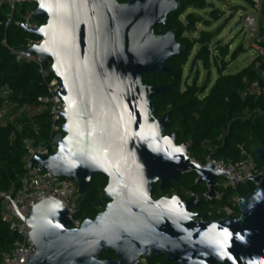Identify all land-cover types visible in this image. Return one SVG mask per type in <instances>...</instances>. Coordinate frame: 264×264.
<instances>
[{
    "label": "water",
    "instance_id": "water-1",
    "mask_svg": "<svg viewBox=\"0 0 264 264\" xmlns=\"http://www.w3.org/2000/svg\"><path fill=\"white\" fill-rule=\"evenodd\" d=\"M178 9V0H37L31 18L44 24L19 25L40 41L27 50L51 63L66 105L58 112L64 138L57 151L35 153L30 163L82 195L95 175L108 180L104 211L78 229L53 198L33 207L26 224L36 254L28 264H147L156 256L172 264H264V146L255 149L261 175L245 179L256 189L239 199L238 218L206 221L195 213L201 202L194 196L152 197L153 185L162 192L195 173L212 199L217 179L230 177L192 162L176 131L166 133L168 114L154 116L153 99L171 85L156 87L144 77L172 76L167 63L183 56L175 31L156 33ZM104 252L116 258L102 259Z\"/></svg>",
    "mask_w": 264,
    "mask_h": 264
},
{
    "label": "trees",
    "instance_id": "trees-1",
    "mask_svg": "<svg viewBox=\"0 0 264 264\" xmlns=\"http://www.w3.org/2000/svg\"><path fill=\"white\" fill-rule=\"evenodd\" d=\"M129 0H120L121 3ZM250 3V0H246ZM179 9L169 16L165 26L156 29L157 34H165L175 31L176 40L184 47L182 57L171 59L167 65L172 71V76L154 74L144 77L145 83L156 87L170 84L171 88L162 96L153 99L155 104V118H163L168 114L171 127L166 133L176 131V143L178 145L189 144V153L192 158L204 161L206 155L213 159H239V147L245 145L255 156V149L264 146V116L253 115L248 117V112L255 108L263 107L261 98H248L242 100L237 92L247 84L259 80V71L255 69L258 58L248 67L235 75H224L227 64L220 61L219 57L213 58L210 50L211 41L217 36L214 32H202L199 38L192 43L185 34L195 31L198 24L211 26V20H205L189 10H205L208 8L205 0H178ZM219 10H212L209 16L214 21H219ZM6 9H0V91L8 88L12 92V100L21 106H28L37 111L42 107V100L48 96L47 81L39 72V66L33 62L18 63L10 54L8 48L2 44L5 40L8 47L13 50L27 49L28 44L36 41V38L21 30L18 26L5 27ZM185 15L184 22L182 17ZM44 24V22L42 23ZM264 33V26H263ZM200 46L194 56L193 62L200 63L207 71H210L212 62L218 68V78L213 87L208 91L210 79L198 86L197 78L182 88L184 68L191 57L194 47ZM217 51L224 59L229 55L228 47L218 46ZM241 46L231 56L235 61L242 53ZM220 62H222L220 64ZM264 69V61L262 62ZM34 123H24L19 129L20 121L15 124L0 125V193H7L17 189L25 174L23 157L26 153L25 141L35 136L34 127L38 128L41 140L47 138L50 133L49 114L42 111L34 115ZM25 124V125H24ZM223 134V142L217 138ZM214 145L219 148L214 153L208 149ZM260 170L262 167L259 166ZM197 176L189 173L182 176L178 183L172 184L169 190L160 191L159 185H153L152 197L156 200L163 197L176 196L189 199L190 194L199 196L201 206L197 210L205 216L206 221L220 220L224 216L209 215L206 212V203L212 205L218 203L227 205L230 197L243 198L256 189L252 183L238 186L235 190H223L220 201H206L202 195L206 192L195 184ZM108 180L100 175H95L88 187V191L82 196L76 218L81 222L94 219L104 211L108 201L105 198L104 189ZM237 212L238 207L236 208ZM16 237L11 232L9 225L3 220L2 204L0 202V254L9 251ZM102 259H115L114 252H104ZM147 264H172L166 256L152 257Z\"/></svg>",
    "mask_w": 264,
    "mask_h": 264
},
{
    "label": "built area",
    "instance_id": "built-area-1",
    "mask_svg": "<svg viewBox=\"0 0 264 264\" xmlns=\"http://www.w3.org/2000/svg\"><path fill=\"white\" fill-rule=\"evenodd\" d=\"M250 3L258 17L256 20L254 15H247L244 18V22L251 28V48L256 53V59H259L255 64V69L259 71V80L247 84L237 94L242 100H247L250 97L255 99L261 98L263 100V107L255 108L246 113L248 117L253 115L264 116V69H262V62L264 61V0H250ZM3 7L6 9L5 27L11 25L19 27L22 23L26 27L39 29L43 25L31 18L33 11L37 8V0H0V9ZM2 44L8 48L10 54L16 58L18 63H36L39 66L40 74L47 81L48 89V96L42 100V107L37 111L31 110L28 106L16 104L12 100V92L8 88H3L0 91V125L15 124L17 121H20L19 129H21L23 122L31 124L35 122L34 115L42 111H47L49 114V136L41 140L39 129L34 127L35 136L29 137L25 141L26 153L22 160L25 174L20 181L19 187L7 193H0L3 220L9 225L11 232L16 237L12 248L0 254V264H28L27 260L36 254V247L29 237L31 229L26 224L27 219L31 217L33 207L46 199L53 198L63 203L67 210L71 212L72 228L78 229L82 222L76 218V215L78 204L83 195L79 193L78 187L69 180L56 177L47 169L40 170L38 164L30 163L35 153L41 157L54 154L57 151V144L64 138V133L61 129L64 120L59 116L58 112H63L66 105L56 93L60 82L52 72L51 63L44 65L37 55L27 50L32 48L33 45H39L40 41L36 39V41L29 43L28 48L22 49L23 51L9 48L5 40ZM224 137L221 134L217 138V141L219 143L223 142ZM187 145L189 149L190 145ZM218 148L219 145H214L208 151L214 153ZM239 153V159L236 161L232 159H213L210 155H206L204 161H200L190 156L191 161L195 164L203 168H206L209 164H213L215 171L219 168L224 173H229L230 176L223 178L222 183H219L217 179L216 197L211 199L206 196L207 190L202 195L203 199L206 201H220L223 196V190H235L238 186L249 183L250 179L245 180L249 176L255 178L261 175V170L255 160V156L245 145L239 147ZM173 196H176V193H172L171 197ZM191 196L196 198V202H199L201 199L194 194H190L189 197ZM239 199L236 196L230 197L227 205L221 206L215 211H210L209 215L238 218L239 213L236 208L238 207Z\"/></svg>",
    "mask_w": 264,
    "mask_h": 264
},
{
    "label": "rangeland",
    "instance_id": "rangeland-1",
    "mask_svg": "<svg viewBox=\"0 0 264 264\" xmlns=\"http://www.w3.org/2000/svg\"><path fill=\"white\" fill-rule=\"evenodd\" d=\"M208 8L205 10H189L188 12L194 13L197 16L202 17L205 20H211V26L206 27L203 24H198L195 31H189L185 34L190 42L194 43L195 39L199 38L202 32H214L217 35L210 43L211 53L215 57H219L220 61H224L227 64L224 75H235L244 68L248 67L256 59V53L251 48L252 34L251 28L248 27L244 18L247 15H254L257 20V14L253 11L251 3L246 0H205ZM212 10H219V21H214L210 18L209 13ZM185 15L182 17L184 22ZM241 24L238 28H235L239 21ZM228 47L229 55L226 58H222L217 51V47ZM244 48V52L235 60L231 61V56L235 50L239 47ZM200 46L194 47L191 57L184 68V74L182 78V88L188 83L191 84L195 78H197L198 86H201L207 79H210L211 83L208 87V91L213 87L218 78V68L212 62L210 71H207L200 63H194L193 59ZM222 62H220L221 64ZM196 182V181H195ZM218 182L222 183L223 178H218ZM204 191L208 188L206 184L201 185ZM167 197V196H166ZM209 202V201H208ZM223 205L218 203L212 205L206 203L205 210L210 212L217 210Z\"/></svg>",
    "mask_w": 264,
    "mask_h": 264
},
{
    "label": "flooded vegetation",
    "instance_id": "flooded-vegetation-1",
    "mask_svg": "<svg viewBox=\"0 0 264 264\" xmlns=\"http://www.w3.org/2000/svg\"><path fill=\"white\" fill-rule=\"evenodd\" d=\"M168 198H170V197H168ZM183 199H184V200H187V198H183ZM195 213H198V211L196 210Z\"/></svg>",
    "mask_w": 264,
    "mask_h": 264
},
{
    "label": "snow or ice",
    "instance_id": "snow-or-ice-1",
    "mask_svg": "<svg viewBox=\"0 0 264 264\" xmlns=\"http://www.w3.org/2000/svg\"><path fill=\"white\" fill-rule=\"evenodd\" d=\"M177 151H179V149H177Z\"/></svg>",
    "mask_w": 264,
    "mask_h": 264
}]
</instances>
